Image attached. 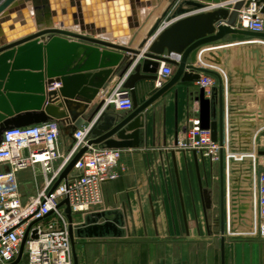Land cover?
Returning a JSON list of instances; mask_svg holds the SVG:
<instances>
[{"label": "crops", "instance_id": "0c3cea01", "mask_svg": "<svg viewBox=\"0 0 264 264\" xmlns=\"http://www.w3.org/2000/svg\"><path fill=\"white\" fill-rule=\"evenodd\" d=\"M121 1L123 19L118 18L113 3V11H108L95 23L107 31L114 29L117 34L123 36L114 38L112 34L107 33L97 35L95 39L127 46L132 35L125 34L135 31L137 38L132 48L137 49L168 6V2H163L161 6L159 4L155 8L138 10L135 20L132 18L130 20V4L128 0ZM183 1L180 0L169 17L181 8ZM234 3L235 0L222 4L202 3L205 6L203 10H194L172 21L166 20L141 50L142 54L134 58V63L124 79L113 77L107 88L101 91L96 102L107 99L115 90L122 87L127 77L134 73L135 67L145 60L143 55L149 53L151 45L164 29L187 16L219 9H228L232 12ZM30 5L28 4L29 7ZM245 10L243 9L240 14ZM221 22L222 26L226 25L225 20ZM136 24L139 28H132ZM260 44H264V40L246 38L234 41L227 36L220 43L201 47L193 63L196 68L211 72L200 73L201 78L217 74L222 81L225 107L224 140L229 141L228 148L224 150L225 168L226 162L229 161L233 168H251L256 165L260 170L264 169V70L257 76L260 85H257L251 76L258 57L253 51L259 49ZM79 53L82 54L83 51L80 50ZM211 54L214 57H211ZM172 59L180 61V56L173 55ZM214 59L219 62L216 63ZM163 65L165 63L161 64L157 81H143L137 84V99L140 105L148 101L176 75L177 68L166 64L172 67L174 74L158 86ZM5 68L4 62L0 67V74ZM215 78L217 83L210 94L206 93V99H211L214 93L218 96L220 92V80L217 76ZM28 82H32V79L26 82L17 80L16 84L24 86L28 85ZM35 82L31 87L40 85L38 79ZM60 88L61 86L55 87L56 90ZM201 90L198 83L180 82L166 97L149 108L143 147L122 150L123 157L114 169L117 178L102 186L100 205L91 213L75 214L73 217L75 251L78 253L79 264H222V236L216 227L219 218L218 208L215 207L209 212L211 219L209 229L205 221L193 153L175 147L177 138L179 143L186 140L187 131L192 127V120H198L200 128L198 98ZM56 100L58 101L56 105L63 104L60 112L68 113L64 99L59 96ZM20 105L19 107H34L37 102L26 100ZM107 107L111 116L124 117L129 114L106 104L103 110ZM233 110L245 117L237 118L232 113ZM72 113L88 115L83 108L76 107H72ZM253 116L259 117L262 122L253 127L242 123L243 118ZM56 124L60 129V152L67 155L73 146V140L66 131L71 124ZM84 127L89 128L92 125L86 124ZM113 139L117 140V137ZM172 153H175V159ZM248 155H254L255 161ZM242 157L245 158L241 161ZM199 161L203 181L206 180L209 189L212 190L213 180H219L220 162L212 164L200 155ZM60 163L61 160L54 161V169H57ZM8 170V166L0 164V175L7 174ZM215 170L218 172V178H215ZM13 174L23 201L38 195L45 188L44 169L41 164H33L25 170L14 171ZM247 200H250V197ZM89 219L92 226L113 224L117 234L111 230L108 235L104 230H100L98 237L79 238L77 232ZM229 223L225 234V264H264V240L257 237L244 238L239 235L243 229L237 223L230 225ZM244 228L250 230V227Z\"/></svg>", "mask_w": 264, "mask_h": 264}, {"label": "water", "instance_id": "95a60500", "mask_svg": "<svg viewBox=\"0 0 264 264\" xmlns=\"http://www.w3.org/2000/svg\"><path fill=\"white\" fill-rule=\"evenodd\" d=\"M227 1L229 0H184L181 8L169 17L180 0H128L130 20L131 18L135 20L138 10L155 8L159 4L161 6L163 2H168V6L158 17L145 39L137 49H133L137 38L135 31L125 34V36L132 35L127 46L95 39V36L107 33L112 34L114 38L123 36L117 34L114 29L107 31L95 23L99 22L101 16L106 15L108 11H113V3H115L118 18L123 19L121 0H0V67L4 62L6 63L5 70L0 74V146L5 132L48 122L71 124L66 131L74 143V134L86 124L92 125L88 145L70 162L51 194L63 181H67L78 161L88 152L89 147L101 146L103 149L110 150L140 149L145 144L144 130L149 108L166 97L178 83H199L200 73H211L193 65L201 47L220 43L227 36L234 41L246 38L264 40V33L251 32L238 26L240 12L253 5L258 7L264 16V0H235L232 12L228 9H219L210 13L187 16L164 29L151 45L149 53L143 55L145 60L135 67L134 73L129 75L123 83V89L129 92L134 105L127 116H111L108 107L103 110L105 100L96 102L98 96L111 83L113 77L118 76L121 80L124 79L134 63V58L142 54L141 50L166 20L172 21L194 10H203L205 6L202 3L222 4ZM28 4H31L30 7ZM223 20L226 21L225 26L221 25ZM132 28L138 29L139 25L136 24ZM80 50L83 51L82 54L79 53ZM253 52L258 57L251 76L254 82L260 85L257 76L264 70V61L260 63L259 49ZM173 55L180 56V61L173 60ZM211 57L214 55L211 54ZM214 60L216 63L219 62L217 59ZM162 63L174 65L177 68L176 75L148 101L140 105L137 99V84L143 81H157ZM215 76L220 80L221 89L218 96L214 93L211 99H206L203 89L199 93L200 129L210 131L212 140L220 142L223 146L225 136L223 88L221 78L217 74ZM28 79H32L28 85L16 84L17 80L26 82ZM36 79L40 85L31 87V84L36 83ZM56 86L61 88L56 90ZM59 96L64 99L68 113L60 112L63 108L62 103L56 105L58 102L56 99ZM26 100H36L37 105L19 107ZM91 105H93L92 108H90ZM72 107L83 108L88 115L73 114ZM232 113L237 118L244 116L234 110ZM260 113L261 111L258 114ZM261 122V119L256 116L242 120L243 124H249L251 127ZM231 131L234 133L233 129ZM114 137H117V140H114ZM178 146L177 138L175 147ZM192 153L197 169L205 221L210 229L209 212L214 208L213 191L209 189L206 180L203 181L198 152ZM172 155L175 159V153ZM175 167L177 169L176 162ZM176 172L178 174V171ZM219 177L220 205L216 227L222 236V264H225L227 224L229 218L232 219L231 224H234L236 220L244 223L246 214L251 209L247 200L251 194L243 189L241 183L248 182L251 177L232 180L230 212L227 197L228 172L225 168L224 151L221 154ZM59 208L65 209L69 220L74 264H79L75 251V228L70 201L64 200ZM91 224L90 219L86 221L84 227L77 232L79 238L98 237L100 230H104L108 235L111 230L117 234L113 224L107 223L104 226ZM27 238L28 235L23 240L19 258L14 264L22 261ZM34 238H37L36 234Z\"/></svg>", "mask_w": 264, "mask_h": 264}, {"label": "built area", "instance_id": "2783aa9c", "mask_svg": "<svg viewBox=\"0 0 264 264\" xmlns=\"http://www.w3.org/2000/svg\"><path fill=\"white\" fill-rule=\"evenodd\" d=\"M238 26L251 32L264 33V16L260 9L253 5L240 14ZM173 74L171 66L163 65L158 86ZM216 83L217 79L210 74L202 77L198 84L205 94H210ZM105 103L123 112H131L134 108L133 100L129 92L123 89V84L105 99ZM191 124L186 140L179 143L178 149L197 151L210 163H219L222 151L228 148L229 141L224 140L222 146L220 142L212 140L210 131L198 127V120H192ZM90 130L91 127H83L74 134L75 142L67 155L60 152V129L55 122L4 133L0 146V164L8 166L10 172L0 175V264H14L18 260L23 240L27 235L22 261L26 258L27 264H74L70 223L65 209H60L59 205L68 199L73 217L75 214L91 213L101 203L102 186L117 178L114 169L123 157L122 150L89 147L67 181H63L51 194L70 162L88 145ZM248 157L254 161L256 159L254 155ZM58 160H61V163L54 169L53 162ZM33 164L43 166L45 188L38 195L23 201L13 173L25 170ZM230 168V162L227 161L226 171ZM253 168L256 169V199L250 195L249 203L251 209L253 202L255 203L256 221L252 219L251 227L257 238L264 240V171L256 165ZM227 172L230 173V170ZM227 197L230 212L229 184ZM35 234L37 238H34Z\"/></svg>", "mask_w": 264, "mask_h": 264}, {"label": "rangeland", "instance_id": "374dc122", "mask_svg": "<svg viewBox=\"0 0 264 264\" xmlns=\"http://www.w3.org/2000/svg\"><path fill=\"white\" fill-rule=\"evenodd\" d=\"M263 47H264V44H260L259 46V60H260V63H263L264 61V52H263ZM235 158V157H234ZM245 157H242L240 158V160H244ZM230 173L229 174V180H228V177H227V184H229V188L231 190V187H232V180L234 179H245L247 176L251 177L250 180L248 182H242L241 185L242 187H244L243 189L245 190H250V194L251 196L253 197V199L255 198L256 199V192H255V168L251 167V168H233L231 167L230 169ZM227 169V171H229ZM244 171L243 173H241L240 171ZM264 171V169H261ZM235 171V172H234ZM220 174V173H219ZM215 178H218V172L217 170H215ZM220 178V177H219ZM230 181V182H229ZM211 189L213 190V198H214V208H218L219 209V205H220V179L217 180V179H214L213 182H212V187ZM255 203L253 202L252 204V209H250L248 211V213L246 214V219L244 221V223H239L237 220L236 222L234 221V224L237 223L238 226H240L243 231L241 232V236H244L245 237H257L256 236V232H254V229L251 227V222H252V219L254 221H256V209H255ZM255 210V212H254ZM254 212V213H253ZM74 219V218H73ZM230 223L232 222V219L230 218ZM229 223V225H230ZM233 224V223H232ZM244 227H250V230L247 231L245 230L246 228ZM77 252V250H76ZM78 254V253H77ZM27 259L25 258L20 264H27Z\"/></svg>", "mask_w": 264, "mask_h": 264}]
</instances>
